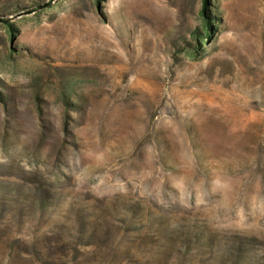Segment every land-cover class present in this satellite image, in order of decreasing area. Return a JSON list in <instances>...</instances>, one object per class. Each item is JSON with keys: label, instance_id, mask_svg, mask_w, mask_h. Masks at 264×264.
I'll return each mask as SVG.
<instances>
[{"label": "rangeland", "instance_id": "obj_1", "mask_svg": "<svg viewBox=\"0 0 264 264\" xmlns=\"http://www.w3.org/2000/svg\"><path fill=\"white\" fill-rule=\"evenodd\" d=\"M0 264H264V0H0Z\"/></svg>", "mask_w": 264, "mask_h": 264}, {"label": "trees", "instance_id": "obj_2", "mask_svg": "<svg viewBox=\"0 0 264 264\" xmlns=\"http://www.w3.org/2000/svg\"><path fill=\"white\" fill-rule=\"evenodd\" d=\"M50 6L51 5H49L48 7H50ZM32 11L35 12L36 10H32ZM202 13H203V15H207L206 6L203 8ZM1 22L4 23V24H6L7 26H9L10 30L13 31V27L10 24V21L8 19L1 20ZM212 31H213V28H212L211 18H210V19L206 20V23H205V32H204V36H203V38H204L203 41H206V42L209 41V39L211 37V34H212Z\"/></svg>", "mask_w": 264, "mask_h": 264}]
</instances>
